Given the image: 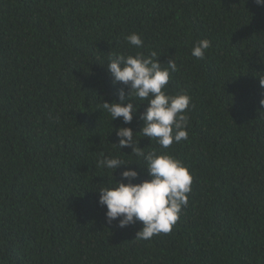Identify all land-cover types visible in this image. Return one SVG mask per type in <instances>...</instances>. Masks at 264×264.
<instances>
[{
	"label": "trees",
	"instance_id": "obj_1",
	"mask_svg": "<svg viewBox=\"0 0 264 264\" xmlns=\"http://www.w3.org/2000/svg\"><path fill=\"white\" fill-rule=\"evenodd\" d=\"M133 32L143 47L125 41ZM202 39L211 47L198 59ZM153 51L162 68L177 64L167 92L191 97L188 138L164 150L137 133V146L174 155L192 184L172 230L142 240V222H105L96 189L113 181L97 160L133 162L117 181L125 168L149 179L112 145L115 128L140 130L146 104L123 125L101 103L128 93L107 61ZM260 76L264 6L253 0H0V264H264Z\"/></svg>",
	"mask_w": 264,
	"mask_h": 264
},
{
	"label": "clouds",
	"instance_id": "obj_2",
	"mask_svg": "<svg viewBox=\"0 0 264 264\" xmlns=\"http://www.w3.org/2000/svg\"><path fill=\"white\" fill-rule=\"evenodd\" d=\"M253 2L257 6H264V0ZM124 39L135 48L144 46L143 39L135 32L126 35ZM209 47V40H199L193 45L191 55L203 59ZM159 56L154 51L148 56L140 52L135 55L114 54L107 61V72L113 84H123L128 88V93L126 96L124 89L120 88L117 92L119 102L101 103L111 121L121 118L123 125L132 122L137 115L139 103L146 104L144 111L139 114L143 122L140 130L134 134L129 127L115 128L117 143L112 145L119 151L130 148L129 155L142 162L149 179L133 183L139 173L132 168H125L120 172L121 179L115 180L114 171L133 162L126 163L118 156L106 155L101 151L97 167L111 170L113 183L96 189L97 203L105 209V222L110 225L116 221L119 228L142 222V228L136 233V238L142 240H150L153 236L167 234L172 230L182 208L187 206V194L192 184L188 168L174 155L167 151H145V148L137 146V133L147 137L150 142L155 141L164 150L188 138L186 112L191 97L186 93L172 95L167 92L171 73L178 70L177 64L169 59L167 66L162 68L157 59ZM259 84L264 87V76H260ZM126 99L130 102L125 103ZM259 103L264 106V98Z\"/></svg>",
	"mask_w": 264,
	"mask_h": 264
}]
</instances>
